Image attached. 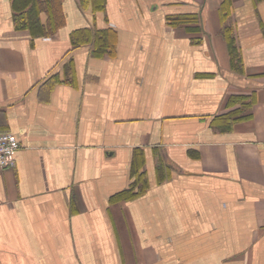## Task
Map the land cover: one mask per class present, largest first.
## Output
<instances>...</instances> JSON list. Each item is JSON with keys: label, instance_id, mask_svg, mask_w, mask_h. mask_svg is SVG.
Masks as SVG:
<instances>
[{"label": "crops", "instance_id": "1", "mask_svg": "<svg viewBox=\"0 0 264 264\" xmlns=\"http://www.w3.org/2000/svg\"><path fill=\"white\" fill-rule=\"evenodd\" d=\"M224 1L56 0L47 32L48 2L31 28L0 0V264H264V0Z\"/></svg>", "mask_w": 264, "mask_h": 264}, {"label": "trees", "instance_id": "2", "mask_svg": "<svg viewBox=\"0 0 264 264\" xmlns=\"http://www.w3.org/2000/svg\"><path fill=\"white\" fill-rule=\"evenodd\" d=\"M87 0H83L86 2ZM90 2L94 0H89ZM101 1V0H100ZM227 1H224V8L227 6ZM48 2L51 8L50 20L52 24V28L47 32H53L59 25L62 24V15L59 14V8L57 7L56 0H14L18 13L16 16L21 23L22 26H29L33 28L31 25L38 19V10L37 5L39 3ZM48 7V6H47ZM168 20L172 25H185L186 28L191 31H200L202 29L201 26V15L199 12H178V13H170L167 15ZM38 21V20H37ZM224 32L228 41L229 51L231 54L232 64L236 69L242 68V59L241 55L238 51L236 40L232 32V28L230 26H225ZM97 52H101L104 50H110L111 52L114 49V32L112 30H102L97 32ZM256 96L252 95H231L228 101L229 106H233L234 104L240 103L241 107L232 111L227 112L226 114L218 116V122L222 125H227V128H232V125L243 118L250 117V114L243 115V112L248 110L252 104L255 102ZM135 186L132 184L130 188L124 190L120 196L122 197H130L141 193L144 190L145 185H141L140 190L138 192H134Z\"/></svg>", "mask_w": 264, "mask_h": 264}, {"label": "built area", "instance_id": "3", "mask_svg": "<svg viewBox=\"0 0 264 264\" xmlns=\"http://www.w3.org/2000/svg\"><path fill=\"white\" fill-rule=\"evenodd\" d=\"M21 146L18 135L0 130V170L15 165V152Z\"/></svg>", "mask_w": 264, "mask_h": 264}]
</instances>
